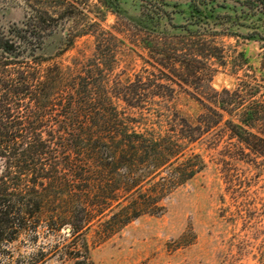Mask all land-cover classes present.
<instances>
[{
  "label": "rangeland",
  "instance_id": "rangeland-1",
  "mask_svg": "<svg viewBox=\"0 0 264 264\" xmlns=\"http://www.w3.org/2000/svg\"><path fill=\"white\" fill-rule=\"evenodd\" d=\"M36 11L45 19L39 48L0 59L14 61L0 67V103L8 108L1 125H19L11 128L14 135L33 127L49 146L42 162L51 160L55 183L45 180L37 190L61 221L47 226L41 209L0 245V264H264L261 4L0 0V30L12 31ZM27 69L43 87L6 102L5 85ZM40 104L46 107L39 110ZM142 140L149 147L171 141L180 151L177 163L201 169L168 189L154 213L121 224L122 207L149 196L157 181L151 150L146 156L138 147ZM92 141H98L93 151ZM112 141L135 145L140 162L100 166L121 154L111 152ZM8 165L0 157V175L30 177ZM129 168L139 184L124 194Z\"/></svg>",
  "mask_w": 264,
  "mask_h": 264
},
{
  "label": "trees",
  "instance_id": "trees-1",
  "mask_svg": "<svg viewBox=\"0 0 264 264\" xmlns=\"http://www.w3.org/2000/svg\"><path fill=\"white\" fill-rule=\"evenodd\" d=\"M257 1L264 10V0ZM44 21L45 19L42 15L36 11L35 14L29 16L28 22L24 21L20 26L14 25L12 31L11 29L6 31L0 30V59H7L8 57L15 59L19 56L28 57L31 52H34L33 48H39V44L42 42L39 26L41 23H44ZM34 42H37L36 45ZM13 63L14 61L6 63L0 62V67L5 68ZM24 72L25 74L21 73V76L18 75L16 77V81L12 80L8 85H5L6 90L2 95L6 102H11L12 98L20 96L26 90L31 94L32 87L34 89L38 85L43 87V81L39 80L36 72H32V70L29 69ZM1 73L2 72H0V74ZM3 83L4 81H2V84ZM41 91L42 90H39L37 94H42ZM38 106L39 110L46 107V105L43 104ZM7 112L8 108L6 105L0 103V157L7 159L9 163L8 169L10 167H15L16 169L28 171L30 177L26 180H22L21 176L12 175L10 171H5L0 175V245L4 242L13 240L21 230H25L28 227V223L39 217L41 209H46L48 212L47 220L49 223H47V226L61 219L52 200H47L42 192L37 190V186H42L43 181L53 182L55 179L53 174L48 173L51 168V157L48 163L42 162L43 156H49V146L42 142L40 138L34 137V133L31 131L33 127L26 129L28 132H25L23 135L12 134L11 128L18 129L19 127L17 126L19 125H16V127L1 125L2 116L4 115V117H6ZM111 143L112 147L109 148L112 150L111 152H115V149L120 148L118 143L116 144L114 141ZM97 144L98 141H92L89 149L93 151ZM123 145H121L119 149L121 154L118 158H115V153H113L110 155V161H101L102 163L100 166L111 170H117L122 168V166H125V168L132 167L135 157H137L138 159L136 160L140 162L141 158L137 155L138 148L132 144ZM139 146L146 156L151 150L152 159L155 162L153 165L155 168L153 176L157 181L150 191L151 194L149 196L146 197L142 194V196L138 195L139 202L137 200L129 201L122 207V212L120 214L121 219H119L121 224L127 223L141 213H154L156 211V201L165 194L168 189L182 183L196 171L201 169V165L196 167V165L188 161L177 163L175 160L178 158L180 151L177 150V145L171 141H164L162 144L154 143L153 146L149 147L142 140L138 147ZM148 148L150 150H147ZM167 166H170L168 174L161 176L159 172L162 168ZM20 172L21 171H19V173ZM20 174L24 175L25 173ZM122 184L121 191L124 194H130L137 188L139 178L138 176L133 177V171L130 169V171L126 173L125 180ZM51 187H53V185L50 186V188ZM44 191H47V188L44 189ZM55 194H52L51 197L56 196ZM102 204H106V201H97L98 207H102L99 206ZM88 215V213H85V220H87ZM65 223H68V221L60 222V224Z\"/></svg>",
  "mask_w": 264,
  "mask_h": 264
}]
</instances>
